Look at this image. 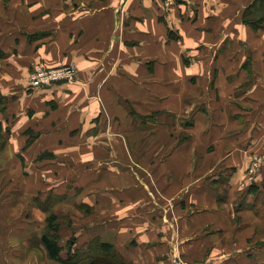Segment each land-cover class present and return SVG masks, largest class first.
Segmentation results:
<instances>
[{
  "label": "crops",
  "instance_id": "0c3cea01",
  "mask_svg": "<svg viewBox=\"0 0 264 264\" xmlns=\"http://www.w3.org/2000/svg\"><path fill=\"white\" fill-rule=\"evenodd\" d=\"M0 165V264H264V0H0Z\"/></svg>",
  "mask_w": 264,
  "mask_h": 264
},
{
  "label": "built area",
  "instance_id": "2783aa9c",
  "mask_svg": "<svg viewBox=\"0 0 264 264\" xmlns=\"http://www.w3.org/2000/svg\"><path fill=\"white\" fill-rule=\"evenodd\" d=\"M174 1L175 0H165L168 6ZM77 77L78 68L75 64H61L59 66L49 67L44 63H41L31 71L29 76V86L32 88H42L58 82L72 83L76 82ZM261 162L262 160L259 156L252 159V164L248 171L251 176L260 170ZM170 264H206V262L188 261L177 252L171 255Z\"/></svg>",
  "mask_w": 264,
  "mask_h": 264
},
{
  "label": "trees",
  "instance_id": "16d2710c",
  "mask_svg": "<svg viewBox=\"0 0 264 264\" xmlns=\"http://www.w3.org/2000/svg\"><path fill=\"white\" fill-rule=\"evenodd\" d=\"M56 218L57 217L55 215H50L47 219V221L49 222L48 226L52 230H55V228L57 226ZM42 241L48 250L49 256L52 259L61 260L64 264H77L78 256L79 257L81 256V255H79L78 252L75 254L74 257L69 254L67 258H62V256H61L62 247L58 243L57 230H55V232L53 234H51V233L45 234L42 237ZM69 245H70V241L68 242V247H69ZM110 247H111L110 245H104L103 250L109 251ZM108 264H110V262H108Z\"/></svg>",
  "mask_w": 264,
  "mask_h": 264
},
{
  "label": "rangeland",
  "instance_id": "374dc122",
  "mask_svg": "<svg viewBox=\"0 0 264 264\" xmlns=\"http://www.w3.org/2000/svg\"><path fill=\"white\" fill-rule=\"evenodd\" d=\"M29 76H30V74H29ZM20 153L23 154L22 151H20ZM63 162L64 163H67V160L66 159H63ZM6 167H7V169H10V165H6V166L5 165H0V170L1 169H6ZM13 172L15 173L14 174L15 175L14 177H17V176H19V174H21L20 168L16 169V171H13ZM0 184H5L6 185V186H0V197L6 195L7 192L9 193V191H11V190H13V191L16 190V192H19V190H22L23 189V182L20 181V180L19 181L16 180L15 183L13 181H10V182H8V181H2ZM44 186L45 185H43V187ZM7 189H8V191H7ZM1 199H3V198L1 197ZM38 200H41V198H38ZM32 201H34V197L32 198ZM20 202H22V199H21ZM43 206H45V205H43ZM47 224L49 225V222L48 221L45 223V225L47 226ZM101 254H103V252ZM196 262H200V261H196ZM201 262H203V261H201Z\"/></svg>",
  "mask_w": 264,
  "mask_h": 264
}]
</instances>
